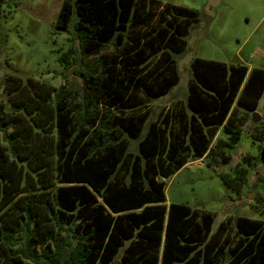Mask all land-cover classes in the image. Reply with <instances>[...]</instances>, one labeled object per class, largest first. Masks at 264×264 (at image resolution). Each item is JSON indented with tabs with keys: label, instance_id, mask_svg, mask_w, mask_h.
I'll return each mask as SVG.
<instances>
[{
	"label": "trees",
	"instance_id": "16d2710c",
	"mask_svg": "<svg viewBox=\"0 0 264 264\" xmlns=\"http://www.w3.org/2000/svg\"><path fill=\"white\" fill-rule=\"evenodd\" d=\"M199 14L158 0H62L55 28L73 16L80 58L94 57L74 69L80 93L2 78L0 264H264V219L214 227L209 212L166 204L167 178L236 146L247 124L264 162V67L195 56L187 93L151 116L150 102L179 81L175 56ZM106 44L115 51L102 52ZM74 53L58 60L70 65ZM243 169L221 173L237 193Z\"/></svg>",
	"mask_w": 264,
	"mask_h": 264
},
{
	"label": "rangeland",
	"instance_id": "374dc122",
	"mask_svg": "<svg viewBox=\"0 0 264 264\" xmlns=\"http://www.w3.org/2000/svg\"><path fill=\"white\" fill-rule=\"evenodd\" d=\"M158 1L196 8L200 14L197 24L190 30L183 53L175 56L179 81L170 93L150 102L152 117L162 107L187 93L189 65L195 56L264 67V0ZM61 2L0 0V103L3 105L8 96L1 93V81L7 73L22 77L31 75L55 89L64 85L79 93L82 91V78L74 73V69L87 65L94 56L80 58V40L70 29L75 19L73 16L67 30L55 28ZM69 47L75 50L72 58L76 60L71 59L72 64L64 65L58 57ZM113 51L115 47L111 44H106L102 50L104 53ZM263 104L264 93L258 102V111L262 110ZM248 116L253 121L251 112ZM248 129V124L243 127L241 140L236 146L226 145L223 151L216 150L188 162L167 178L166 204L182 202L209 212L213 215L214 227L228 216L264 219V181L252 186L258 174L264 173V162L257 152L258 141L252 139ZM135 143L132 139L129 145L132 150ZM261 143L264 144V138ZM236 168H244L239 171L244 173L239 193L221 177L222 172L234 176Z\"/></svg>",
	"mask_w": 264,
	"mask_h": 264
},
{
	"label": "water",
	"instance_id": "95a60500",
	"mask_svg": "<svg viewBox=\"0 0 264 264\" xmlns=\"http://www.w3.org/2000/svg\"><path fill=\"white\" fill-rule=\"evenodd\" d=\"M252 116L254 117V118H253V122H256L257 119L260 118V115H259V112H258V111L253 112V113H252Z\"/></svg>",
	"mask_w": 264,
	"mask_h": 264
},
{
	"label": "crops",
	"instance_id": "0c3cea01",
	"mask_svg": "<svg viewBox=\"0 0 264 264\" xmlns=\"http://www.w3.org/2000/svg\"><path fill=\"white\" fill-rule=\"evenodd\" d=\"M248 67H250V66H248ZM264 107V104L262 105V108Z\"/></svg>",
	"mask_w": 264,
	"mask_h": 264
}]
</instances>
